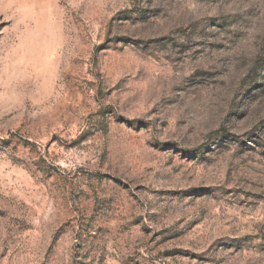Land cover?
<instances>
[{"label":"rangeland","instance_id":"obj_1","mask_svg":"<svg viewBox=\"0 0 264 264\" xmlns=\"http://www.w3.org/2000/svg\"><path fill=\"white\" fill-rule=\"evenodd\" d=\"M0 264H264V0H0Z\"/></svg>","mask_w":264,"mask_h":264}]
</instances>
